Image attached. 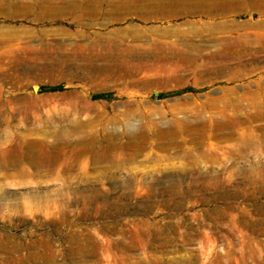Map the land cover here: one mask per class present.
<instances>
[{
    "label": "rangeland",
    "instance_id": "1",
    "mask_svg": "<svg viewBox=\"0 0 264 264\" xmlns=\"http://www.w3.org/2000/svg\"><path fill=\"white\" fill-rule=\"evenodd\" d=\"M0 264H264V0H0Z\"/></svg>",
    "mask_w": 264,
    "mask_h": 264
}]
</instances>
